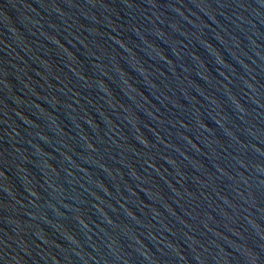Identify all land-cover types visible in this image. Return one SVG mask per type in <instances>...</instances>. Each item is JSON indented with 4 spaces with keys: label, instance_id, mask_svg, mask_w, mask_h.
<instances>
[{
    "label": "water",
    "instance_id": "water-1",
    "mask_svg": "<svg viewBox=\"0 0 264 264\" xmlns=\"http://www.w3.org/2000/svg\"><path fill=\"white\" fill-rule=\"evenodd\" d=\"M0 264H264V0H0Z\"/></svg>",
    "mask_w": 264,
    "mask_h": 264
}]
</instances>
